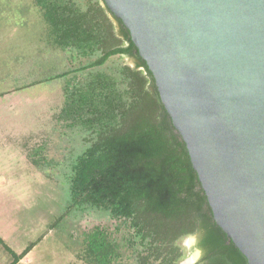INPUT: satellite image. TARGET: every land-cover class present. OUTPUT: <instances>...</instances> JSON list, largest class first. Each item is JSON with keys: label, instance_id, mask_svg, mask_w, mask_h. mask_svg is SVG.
<instances>
[{"label": "trees", "instance_id": "obj_1", "mask_svg": "<svg viewBox=\"0 0 264 264\" xmlns=\"http://www.w3.org/2000/svg\"><path fill=\"white\" fill-rule=\"evenodd\" d=\"M33 2L49 24L56 46L81 56L98 55L60 77L102 67L113 56L134 62L133 68L120 70L119 78L105 76L91 81L83 91L70 93L71 105L86 114L94 138L74 160L69 200L54 223L69 213L102 212L127 222L138 246L171 244L169 254L177 256L175 241L194 235L201 252L198 264H247L213 221L186 146L122 22L103 0L84 8L73 0ZM120 81L124 87L117 89ZM111 232L95 227L85 235L90 264H114L121 258ZM27 252L13 254L14 263ZM138 260L140 264L145 261L143 256Z\"/></svg>", "mask_w": 264, "mask_h": 264}, {"label": "water", "instance_id": "obj_2", "mask_svg": "<svg viewBox=\"0 0 264 264\" xmlns=\"http://www.w3.org/2000/svg\"><path fill=\"white\" fill-rule=\"evenodd\" d=\"M186 146L213 221L264 264V0H103Z\"/></svg>", "mask_w": 264, "mask_h": 264}, {"label": "rangeland", "instance_id": "obj_3", "mask_svg": "<svg viewBox=\"0 0 264 264\" xmlns=\"http://www.w3.org/2000/svg\"><path fill=\"white\" fill-rule=\"evenodd\" d=\"M81 7L97 0H73ZM100 4V3H99ZM115 29V28H114ZM98 55L61 50L33 0H0V264H90L84 240L95 227L120 246L114 264H198L196 236L172 245L138 246L127 222L81 211L58 223L69 200L75 158L93 141L86 114L71 105V92L102 77L119 78L131 58L111 57L104 66L60 77ZM122 81L117 89L123 88Z\"/></svg>", "mask_w": 264, "mask_h": 264}]
</instances>
